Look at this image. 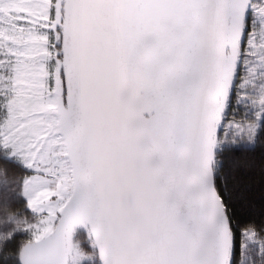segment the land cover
<instances>
[{
  "label": "snow or ice",
  "instance_id": "1",
  "mask_svg": "<svg viewBox=\"0 0 264 264\" xmlns=\"http://www.w3.org/2000/svg\"><path fill=\"white\" fill-rule=\"evenodd\" d=\"M259 129L264 0H0V143L40 216L22 264L79 257L81 223L104 264H264L219 155Z\"/></svg>",
  "mask_w": 264,
  "mask_h": 264
},
{
  "label": "trees",
  "instance_id": "2",
  "mask_svg": "<svg viewBox=\"0 0 264 264\" xmlns=\"http://www.w3.org/2000/svg\"><path fill=\"white\" fill-rule=\"evenodd\" d=\"M253 140L254 143L264 140V129H259ZM253 144H227L221 148L219 155L221 167L233 173L238 184L234 204L237 226L256 231L259 237L264 238V145L252 148ZM0 169L6 170L5 174L9 179H23L32 174L20 161L5 155L2 148ZM0 207V222L8 223L10 215H23L35 220L26 206V200L16 195ZM7 223L2 230L11 238L0 248V264H20L18 253L30 237L26 231L16 230L14 222ZM255 247L256 245L249 244V249L252 250L249 255L254 260Z\"/></svg>",
  "mask_w": 264,
  "mask_h": 264
},
{
  "label": "rangeland",
  "instance_id": "3",
  "mask_svg": "<svg viewBox=\"0 0 264 264\" xmlns=\"http://www.w3.org/2000/svg\"><path fill=\"white\" fill-rule=\"evenodd\" d=\"M253 111H254L253 108L247 109L249 117H251ZM236 119L238 121L244 119L243 112L240 115H238L236 117ZM234 140H235V143L233 142ZM253 143H254V140L248 141L246 138L241 140L239 137H233V135L230 133L227 137H225L223 139V141L220 145V148H222L224 145H227V144L252 145ZM1 148L3 149L5 155H7L9 158H14V159L20 161L31 172H33V170L26 165L24 158L22 156H20L19 154L15 153L13 148L10 145L5 146L3 143H0V149ZM27 176H29V175H27ZM24 178L23 179H9V177L6 174L0 176V202L5 204L14 195L21 197V198L26 200V197L23 195V191H22ZM29 210H30L32 216L35 218V220H32L31 218H28V217H24L23 215H10L11 217L8 220L7 224H9V222H11V221L14 222V227L16 230L26 231L28 236L30 237V239H32L31 231L27 229V226L36 225L40 220V216H39V214L33 212L31 209H29Z\"/></svg>",
  "mask_w": 264,
  "mask_h": 264
},
{
  "label": "water",
  "instance_id": "4",
  "mask_svg": "<svg viewBox=\"0 0 264 264\" xmlns=\"http://www.w3.org/2000/svg\"><path fill=\"white\" fill-rule=\"evenodd\" d=\"M91 229V223H81L74 226L71 241L82 255L74 259L75 254L70 253L65 260V264H104L99 247L94 244L95 236ZM19 263L22 264L20 258Z\"/></svg>",
  "mask_w": 264,
  "mask_h": 264
},
{
  "label": "clouds",
  "instance_id": "5",
  "mask_svg": "<svg viewBox=\"0 0 264 264\" xmlns=\"http://www.w3.org/2000/svg\"><path fill=\"white\" fill-rule=\"evenodd\" d=\"M6 170L0 169V176L4 175ZM2 205V203H0ZM7 222H0V248H2L3 244L7 242L8 239L11 238V236L7 235V232L3 231V227ZM81 255L82 253L79 252ZM80 255V256H81Z\"/></svg>",
  "mask_w": 264,
  "mask_h": 264
}]
</instances>
